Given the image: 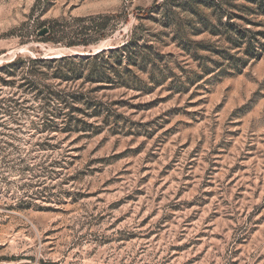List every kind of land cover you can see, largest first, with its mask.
<instances>
[{
  "label": "rangeland",
  "instance_id": "1",
  "mask_svg": "<svg viewBox=\"0 0 264 264\" xmlns=\"http://www.w3.org/2000/svg\"><path fill=\"white\" fill-rule=\"evenodd\" d=\"M219 6L0 0V66L139 55L123 80L48 75L49 100L0 73V264H264V40L233 65Z\"/></svg>",
  "mask_w": 264,
  "mask_h": 264
},
{
  "label": "trees",
  "instance_id": "2",
  "mask_svg": "<svg viewBox=\"0 0 264 264\" xmlns=\"http://www.w3.org/2000/svg\"><path fill=\"white\" fill-rule=\"evenodd\" d=\"M221 8L225 10L221 11ZM150 13V9H147L144 13V16H147ZM226 15V22H223V17ZM255 15L256 19L258 17H263V21L260 24L264 25V0H244L242 5L232 4L226 0H220V6L216 11V21L217 26H215L216 31L222 33V37L226 40L230 48L235 50L236 52L233 55H227V60H230L233 65L244 66L249 60L257 57L259 55L260 48L262 44H258L260 39L264 40V31L261 32H252L246 28H242L237 24V22H244L249 25L254 24L253 19H249L248 17ZM101 19H105V16L99 17ZM235 22L238 26L233 24ZM50 30H48V33ZM215 34V32H213ZM76 36L83 37L79 41L84 43L86 46L89 41L93 38L103 37V28L102 26L95 27H82L76 33ZM253 43L256 45L254 46ZM72 45L73 44H69ZM68 45V46H69ZM131 42L122 45L114 50L109 52L101 51L91 57H85L83 59H75L74 57H60L58 59H29L26 61V65H21L23 63L22 59H16L9 64H4L0 66V73H4L6 77L13 76L12 71H21L22 76L21 79L27 83L28 86L33 89H38L39 94L43 95V100H49L54 98L49 88L50 86H46L43 83L44 79L51 75L52 79H67L72 82L76 79L75 73H81L79 76H82V70L90 67V74L85 79L96 78L101 80L105 77L107 70L112 73L115 77L114 81L123 80L119 72V68L121 64H123L124 54L128 52L130 58H126V66L121 68L122 72L125 74H130L129 66L130 62L134 63L137 59H139V55L137 53L129 52ZM241 55V57H236L237 54ZM110 58L114 60V66L112 69H108L106 67L105 59ZM130 59V60H129ZM117 60V61H116ZM116 61V63H115ZM98 62H101L98 65ZM238 67V66H237ZM42 70H53L51 74H46L42 72ZM82 71V72H80ZM72 73V76L67 77L68 73ZM66 80V81H67ZM109 81H112L109 78ZM59 98V96L57 95Z\"/></svg>",
  "mask_w": 264,
  "mask_h": 264
},
{
  "label": "water",
  "instance_id": "3",
  "mask_svg": "<svg viewBox=\"0 0 264 264\" xmlns=\"http://www.w3.org/2000/svg\"><path fill=\"white\" fill-rule=\"evenodd\" d=\"M47 32H48L47 29H44V30H42V31L39 33V36H43V35H45ZM97 51H98V50H97ZM97 51H96V53H97Z\"/></svg>",
  "mask_w": 264,
  "mask_h": 264
}]
</instances>
